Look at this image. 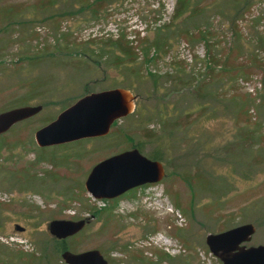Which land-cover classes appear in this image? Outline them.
<instances>
[{
	"label": "rangeland",
	"instance_id": "rangeland-1",
	"mask_svg": "<svg viewBox=\"0 0 264 264\" xmlns=\"http://www.w3.org/2000/svg\"><path fill=\"white\" fill-rule=\"evenodd\" d=\"M174 4L0 0V112L41 106L0 134V264H66L62 250L88 249L109 264H222L205 235L243 223L244 245L264 244V0H188L171 18ZM115 87L134 107L105 135L36 145L62 109ZM132 147L156 154L163 177L91 197V166ZM84 217L63 239L47 231Z\"/></svg>",
	"mask_w": 264,
	"mask_h": 264
},
{
	"label": "water",
	"instance_id": "water-1",
	"mask_svg": "<svg viewBox=\"0 0 264 264\" xmlns=\"http://www.w3.org/2000/svg\"><path fill=\"white\" fill-rule=\"evenodd\" d=\"M133 107V95L128 89L115 87L86 93L62 109L54 119L37 128L33 133L34 141L42 147L103 136L115 120L131 113ZM40 108V105H22L1 111L0 134ZM163 175L160 161L150 159L132 147L93 164L83 186L95 199H112L134 187L155 183ZM86 220L50 219L46 228L54 238L63 239L80 230ZM14 227L22 230L17 224ZM253 232L251 223H243L220 232L207 233L204 241L209 252L222 264H264V244L244 245ZM60 257L66 264H109L96 249L76 253L62 250Z\"/></svg>",
	"mask_w": 264,
	"mask_h": 264
},
{
	"label": "trees",
	"instance_id": "trees-1",
	"mask_svg": "<svg viewBox=\"0 0 264 264\" xmlns=\"http://www.w3.org/2000/svg\"><path fill=\"white\" fill-rule=\"evenodd\" d=\"M77 1H84V0H77ZM94 2H100L101 0H92ZM81 6L79 7L80 10H83L85 9L83 7V5H85L86 7H89L91 9V17H94L96 12H97V9L96 8H91L90 6H92V4H83V3H80ZM193 7H196V3L193 4ZM189 8V5H188V0H175V4H174V7H173V12H172V15H171V18H178L179 16H181L184 12H186V10ZM156 21H154L153 24H155ZM162 25H157V27H153V29H156V30H159V27H161ZM199 33H202V30L201 31H198ZM190 34V32H189ZM144 40V43L148 42L147 40L143 39ZM142 40V41H143ZM105 42H110L112 43L113 45L115 44V46L123 51L125 54H128L131 52L130 49L131 47L130 46H123L121 43H118V42H115L114 40H111V39H106ZM115 42V43H114ZM155 42V41H154ZM155 45H157V47L159 46L158 42L156 41L154 43ZM129 61H132V59ZM138 149V148H137ZM139 150V149H138ZM148 158L150 159H155V160H158L160 161V158L156 155V154H151Z\"/></svg>",
	"mask_w": 264,
	"mask_h": 264
},
{
	"label": "flooded vegetation",
	"instance_id": "flooded-vegetation-1",
	"mask_svg": "<svg viewBox=\"0 0 264 264\" xmlns=\"http://www.w3.org/2000/svg\"><path fill=\"white\" fill-rule=\"evenodd\" d=\"M91 138V137H90ZM81 139H84V138H81ZM78 140V139H77ZM75 141V140H74ZM43 147V146H42ZM135 188V187H134ZM133 189V188H132ZM84 218H86L87 220L85 221V223H84V225L88 222V220H89V218H87V217H84ZM81 219V218H80ZM68 220H70V219H68ZM83 225V226H84ZM151 237V236H150ZM150 237L148 238L149 239V241H152L151 239H150Z\"/></svg>",
	"mask_w": 264,
	"mask_h": 264
}]
</instances>
